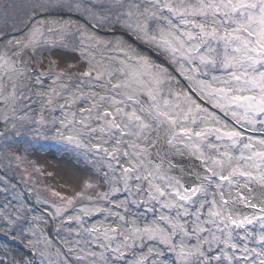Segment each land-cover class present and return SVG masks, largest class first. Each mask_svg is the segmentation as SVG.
Masks as SVG:
<instances>
[{"label":"snow or ice","instance_id":"snow-or-ice-1","mask_svg":"<svg viewBox=\"0 0 264 264\" xmlns=\"http://www.w3.org/2000/svg\"><path fill=\"white\" fill-rule=\"evenodd\" d=\"M3 7L5 20L21 13L14 23L28 28L20 39L8 40L17 49L15 56L26 49L34 52L41 44L68 47L66 37L76 32L80 45L72 50H79L88 62L85 69L63 61L64 66L54 74L55 87L37 95L50 110L59 108L63 113V119L53 120L59 123L55 138L99 158L96 172L102 174L100 186L107 185V191L87 195L88 189L98 185L86 180L74 196L53 192L63 206L53 205L52 219L63 217L77 199L110 202L125 213L130 211L129 203L160 204L161 214L143 225L111 208L82 207V215L70 216L68 222L80 224L93 243L102 241L103 251H88L75 256L76 260L117 264L137 244L144 247L146 242H156L173 254L170 260L160 259L164 251L150 244L147 253L130 264H264V198L254 202L255 188L264 192V0H9ZM105 31L107 36L99 34ZM121 31L165 53L169 65L177 66L173 71L195 87L184 90L169 67L156 63L122 37L115 38ZM101 48L118 56L97 60ZM114 59L118 67H113ZM0 69L9 79L30 71L5 55H0ZM46 75L47 70L40 72L35 84L42 86L40 77ZM64 78L77 81L71 91L67 83H60ZM174 82L177 87L172 86ZM4 89L0 82V100L7 103L10 98L14 104L17 85L12 84L7 97ZM62 92L68 95L58 103ZM191 92L208 100L232 123L202 106ZM78 104L86 106L72 110ZM153 154L159 163L151 158ZM173 156L198 161L201 171L187 173L194 178L190 185L172 174L178 167ZM121 159L127 160V166ZM102 166L108 171H102ZM120 192L128 196L110 201ZM144 192L147 199L129 200ZM240 206L250 211H236ZM164 209L175 215L165 214ZM95 213H106L119 223L84 228V217ZM0 219V232L5 236L17 230L20 217L3 215ZM64 223L60 219L57 232ZM38 228L34 224L30 229L33 236ZM117 237L120 240L113 247ZM61 243L67 247L70 241ZM51 244L50 239H36L25 247L42 258L41 264H69L60 248L55 252L57 259H50ZM73 251L67 247L68 253ZM0 264L16 261L0 259Z\"/></svg>","mask_w":264,"mask_h":264},{"label":"rangeland","instance_id":"rangeland-1","mask_svg":"<svg viewBox=\"0 0 264 264\" xmlns=\"http://www.w3.org/2000/svg\"><path fill=\"white\" fill-rule=\"evenodd\" d=\"M7 2H9V0H0V42L2 40L7 42L5 43V45L0 46V55L11 57V59L14 61H20L21 63H23L25 69H29V67H32L35 70H38V68H40L41 71L47 70L49 72V75L43 77L46 78L47 82H50L47 83L50 84V87H55V85L52 84V81L55 79L54 74L59 70L60 67L64 66L63 61L77 63L78 67L82 65L85 69H87L88 62L81 58L80 51L72 50V48L78 49L80 45V36L76 32H73L70 36L66 37L65 43L68 45V47H61L59 45L54 47L51 45L41 44V46L34 51L35 55L34 53H32L33 51L29 49L31 50L30 57H26V55H23L24 53L19 57L15 56L13 53L16 52L17 49L9 45L8 40L20 39L28 32V28L24 27L23 24L14 23V19L16 17H20L22 15L21 13H16L15 17H10L5 20L3 5ZM14 2H27V0H14ZM63 18L68 19L69 16L64 15ZM71 18L84 23L83 19L78 15H72ZM14 29L19 30L17 31ZM99 34L107 36L106 31ZM121 37L138 51L150 55L152 59L156 61V63L168 66L170 69L169 71L173 72L175 81H178L179 86L184 90L191 91V86H193V88L195 87L194 85H190V83L185 80L184 77H182L181 75L179 76L177 72H174L173 68L169 66L168 63L164 61V59L152 53V51H150L148 48L137 44L134 40L136 38L135 35L123 31L116 33L115 38ZM146 45L156 50L167 60V56L165 53L156 49L153 45ZM101 56L105 57V59H107V57L109 56L115 58L118 56V53L110 50L105 51L103 48H101V50L96 53V59L100 60ZM36 57L38 58V60H36ZM118 66L119 65L115 63L114 59L113 67ZM16 67H20V64H17ZM4 73L5 70L0 69V74H3V80L0 82H2L3 84L4 78L7 75ZM172 86L177 87V84L174 82ZM45 90H48V88H45ZM191 94L193 95L194 99H197V102L201 104L204 103L203 105L206 104L204 107L208 108L210 111L216 112L218 116L226 120L229 124L232 123L230 117H224V114L221 113L218 109H214L208 100L199 98L195 92H191ZM4 95L6 97L8 96L6 93H4ZM0 102L2 103L5 101L0 100ZM12 114L13 111L9 110V112L5 116H8V118L10 119ZM77 119L79 118L77 117ZM4 125L5 123L0 120V216H18L20 217V220L15 232L10 233L8 236H5L3 232H0V259H6L7 261L15 260L16 264H41L42 258L31 249L25 247V244H27L29 240L50 239L52 242L51 247L48 248V252L52 254L50 259L54 261L57 259V257L55 256V252L57 248H60L62 252L67 254V260L69 261V264H76L75 260L68 254L67 247H72L74 250L79 245L76 243V241L80 240L81 243V240L84 242L85 239L80 237H78L77 239H75L74 237H70L69 232L71 228H75V232L78 234V236L85 234L90 236L89 248L88 250H85L86 252L95 250L99 253L103 251L99 247V243H101L102 241L95 242L92 247L93 237L89 233L84 232L80 224H77L74 221L68 222V217L82 215L80 211L82 207H106L111 208L116 212H120L121 208L115 207V205L110 202L95 199L94 201L90 202L87 199H77L73 206L67 212H65L62 218L65 223L61 228L64 233L61 239L58 238L54 232L58 221L52 219V216L55 214V210L53 209L52 204L62 202L59 197L53 195V192L60 193V196L62 197L74 196L76 192L82 190L84 181L86 180H91L93 183H96L98 185L95 188L88 189L87 195H92L93 197H95L98 192L106 190V185L100 186L101 180L99 177V173H97L95 170V167L83 158L74 155L72 152H70L69 149L60 151L56 148H35L33 150L25 151L21 144L17 145L16 143L17 138L21 137L23 133L18 131L15 135L1 134V130L3 129ZM7 149L9 150V152H6ZM151 158L155 162L159 163V159L154 154ZM170 158L174 163L178 164V167L172 172V174L180 178L186 185H190L192 182H194V178L190 177L187 173L189 171H201L198 161L188 156H173ZM112 163L115 164V161H112ZM120 163L127 166V160L125 159H121ZM166 166L167 165L165 164V167ZM181 169H183V171ZM133 181L137 183L135 180ZM254 195L256 196V200H254V202H257L260 198H264V192H262L259 188H255ZM124 199L125 197L123 199L121 198V200ZM112 200H115L116 202L121 201L116 200L115 198H113ZM156 204H158L160 208V204ZM206 210L207 209H205V211ZM236 211L241 212L242 214H247L250 210L243 208V206H240L236 209ZM120 213L123 214V211H121ZM167 214L173 216L175 215V213L172 212H168ZM158 215H160L159 212L155 216H152V218L154 219ZM106 216V213H95L90 217H84L83 227L88 228L92 225H98L101 222L105 224H111L112 226H116L119 223L117 218L107 216V219H105ZM128 218L130 221L132 219H135L137 224L140 225L153 220H146L144 223H142L140 220L141 218H138V216L130 215V217ZM201 218L203 219L204 217ZM34 224L39 225L36 236H33L30 231ZM0 226H3L2 219H0ZM40 229L43 230V237L40 236ZM21 230H23V235H20ZM12 236H16L17 238L12 239ZM57 238L60 240L58 241ZM52 239L54 240L52 241ZM65 239L70 241L67 247H64L61 243ZM119 240L120 238L117 237V239L112 241L113 247L116 246ZM147 243L148 246L150 244H155L156 247H159L162 250V248L156 242ZM80 245H82V243ZM96 246H98V250L96 249ZM255 246V244H250V247ZM134 249L138 253L136 257H134L135 255H129L133 254ZM134 249L126 252L125 259L127 258V264H130V262L134 259L139 258L141 255L147 253V249H143L141 251L138 246H135ZM51 250H54L55 252ZM77 252L79 255H83L85 253L81 252L80 249ZM106 255H109L110 257V253H106ZM172 255L173 254L171 253V255L165 257L164 259L170 260ZM153 258L154 257H151V259ZM83 263L88 264L87 261H83ZM117 264H122V261L117 262Z\"/></svg>","mask_w":264,"mask_h":264},{"label":"trees","instance_id":"trees-1","mask_svg":"<svg viewBox=\"0 0 264 264\" xmlns=\"http://www.w3.org/2000/svg\"><path fill=\"white\" fill-rule=\"evenodd\" d=\"M5 43L7 42L2 40L0 42V46L5 45ZM30 53H31V50L27 49L24 51L23 55H26V57L28 56L30 57ZM32 53H34L35 55V52H32ZM36 60H38L37 57H36ZM165 67H168V66H165ZM29 69L30 71L26 72V74L23 76H19V77L13 76L12 79H9L8 75H6L4 78V85H5L4 93H6L7 95L11 93L12 84L15 83L17 85V91H16L17 99L14 104L12 103V100L10 98L8 99L7 103L0 102V120H2L5 123L3 129L1 130L2 132L1 134H14L15 135L18 131L23 133L21 137L17 138L16 143L17 145L21 144L25 151L33 150L35 148L36 149L56 148L57 150H60V151L69 149L70 152H72L77 157H81L84 160L88 161L90 164H92L96 170L95 162L99 159L97 156H95L93 153H88L87 150L84 148L77 149L75 146L67 144L66 142H63L55 138L56 128L59 127V123L57 122L56 124H53V120L59 121L60 119H63V113L59 108H55V110L52 111L49 109V107L44 105L43 99L40 96H38L37 93L47 91L45 90V88L50 87V84H47L50 82H47L46 78L41 76L40 79L43 80V85L42 86L36 85L35 81L37 79V76L42 71L40 68H38L39 71L36 69L38 72L32 67H29ZM60 83H67L69 85V91H71L75 87V83H77V81H68L67 78H64L60 81ZM191 88L193 89V86H191ZM57 90L59 91V88ZM67 95H68V92H62L61 99L58 100V103H62V101L64 102V98L67 97ZM25 97H27V99H25ZM203 104L204 103H202V106L206 105V104L205 105ZM81 106H86V105L78 104L76 108L72 110H78V108ZM9 110L13 111V114L10 117V119L8 118V116H5L9 112ZM60 111H61V115H60ZM5 117H7V120H5ZM41 117H43L44 123H41ZM84 142L87 144L89 143V140L85 138ZM92 143H95V140H93ZM6 152H9V150L7 149ZM102 171H108L106 166H102ZM99 177H100V180L102 181L103 177L101 173H99ZM131 183L133 185L136 184L134 181H131ZM143 187L146 189L147 183H144ZM105 191H107V185H106ZM126 196H128V193L126 192L115 193L112 197H110V201L113 198H115L116 200H121V198L123 199ZM133 198L139 199V200L147 199V193L144 192L141 195L129 197V200ZM53 205L63 206V202L52 204V207ZM149 207L154 208L155 211H148ZM128 208L130 210L129 212L125 213L123 208L120 209V212L123 211V214L126 215L127 218L130 217V215L138 216V218H141L140 220L142 223H144L146 220L153 219L152 216H155L158 212L161 214V208H159L158 204H156L155 202H152L147 206L144 204H140L137 206V205H133L129 203ZM53 209L55 210L54 207ZM163 212L167 214L168 210L164 209ZM172 213H175V212L173 211ZM62 218L63 217L59 219H62ZM59 219L55 220V221H58V224L60 223ZM54 232H55V235L60 239L64 235L62 229H60L59 232H57V230L55 229ZM69 235L70 237H74L75 239H77L78 237L85 239L84 242L81 240L82 245H80L81 243H79V245L75 248L76 250L74 249L73 253H68L70 257H72L75 260L76 264H84L82 260L80 261L76 260L75 256L79 255L77 252L79 249L80 250L83 249L84 250L83 252H86L85 250H88L90 236L86 234L78 236V234L75 232V228L70 229ZM60 239H58V241ZM53 240L54 239H52V241ZM191 242H195L194 238L191 240ZM93 245L94 243L92 239V247ZM136 246H138L139 249L142 251L143 249H147L148 243L146 242L144 247L139 246V244H137ZM159 246L162 248V250L165 253V255L163 257H160V259L163 260L165 257H168L169 255H171V253L167 252L164 245H159ZM96 249L98 250V246H96ZM54 250H51V251H54ZM129 255L130 256L135 255L134 257H136L138 253L134 249L133 254H129ZM126 259L122 261V264H127Z\"/></svg>","mask_w":264,"mask_h":264},{"label":"water","instance_id":"water-1","mask_svg":"<svg viewBox=\"0 0 264 264\" xmlns=\"http://www.w3.org/2000/svg\"><path fill=\"white\" fill-rule=\"evenodd\" d=\"M0 40H1V38H0ZM135 40V42L137 43V44H140L141 46H143V47H145V48H148L150 51H152V53H154V54H156L157 56H159V57H161L162 59H164V61L166 62V63H168V61L164 58V56H162L160 53H158L156 50H154V49H152V48H150V47H148V46H146V45H143L141 42H139L136 38L134 39ZM168 65H169V63H168ZM170 66V65H169ZM172 68H174L173 66H171ZM177 74L180 76V74L177 72Z\"/></svg>","mask_w":264,"mask_h":264},{"label":"bare ground","instance_id":"bare-ground-1","mask_svg":"<svg viewBox=\"0 0 264 264\" xmlns=\"http://www.w3.org/2000/svg\"><path fill=\"white\" fill-rule=\"evenodd\" d=\"M143 45H146V44H143ZM146 46H148V45H146Z\"/></svg>","mask_w":264,"mask_h":264}]
</instances>
